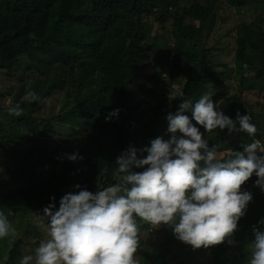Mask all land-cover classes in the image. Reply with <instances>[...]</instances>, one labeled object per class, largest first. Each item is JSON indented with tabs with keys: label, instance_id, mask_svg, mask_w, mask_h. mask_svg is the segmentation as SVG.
<instances>
[{
	"label": "trees",
	"instance_id": "trees-1",
	"mask_svg": "<svg viewBox=\"0 0 264 264\" xmlns=\"http://www.w3.org/2000/svg\"><path fill=\"white\" fill-rule=\"evenodd\" d=\"M180 2L0 0V72L8 77L15 71L22 75L19 88L11 91V100L13 104L19 101L29 84L43 98L41 103H22L18 117L8 114L10 106H0V208L20 228L11 244L8 238L0 240L3 264L19 262L23 254L20 234L37 233L41 238L36 226L28 229V220L20 225L19 219L40 211L50 196L58 206L71 184L82 183L90 191L97 180L101 187L115 182V160L122 150L129 145L139 150L166 133L164 117L176 111L180 99L157 96L150 82L168 84L170 91L182 89L184 98L193 100L205 91H214L212 99L221 101V110L230 118L237 111L247 113L257 126L256 138L264 141V126L256 118L262 111L255 113L241 94L228 93L224 81L231 67L215 59L219 39L229 34L217 35L214 44L208 45L221 4L236 8L242 21L231 34L237 73L233 81L239 89L261 81L264 89V0ZM150 17L159 25L155 30L147 22ZM123 23H127L124 29ZM169 24L174 37L163 35L169 32ZM34 71L38 76L32 75ZM58 94L54 113L40 114L44 104ZM112 109L120 110L118 118L106 122L105 115ZM62 136L66 144L58 141ZM205 136L222 152L240 150L241 143L251 139L246 133L227 134L219 129ZM74 151L83 159L64 157ZM255 179L253 175L247 186H241L250 187L261 200V191L253 185ZM164 228L166 241L174 246L171 259L162 250L153 260H145L144 254V264H168L194 250L185 249L171 229ZM244 228L242 236L250 238V227ZM242 241L238 243L244 244ZM228 246L232 247L227 243L221 248L211 246V264H231ZM235 251L242 259L238 264H245L248 247L241 253Z\"/></svg>",
	"mask_w": 264,
	"mask_h": 264
},
{
	"label": "clouds",
	"instance_id": "clouds-1",
	"mask_svg": "<svg viewBox=\"0 0 264 264\" xmlns=\"http://www.w3.org/2000/svg\"><path fill=\"white\" fill-rule=\"evenodd\" d=\"M214 93L208 90L193 100L184 98L182 89L169 91V101L180 103L164 117L167 139L157 136L139 150L131 145L122 150L115 160V182L107 186L93 192L74 184L77 191L63 194L58 206L50 196L49 203L32 213L45 238L19 264H139L141 224L166 226L193 249L222 242L235 245L231 237L253 198L241 185L255 175L253 185L264 193V141L256 138L257 126L247 113L237 111L230 118L221 110V101L212 99ZM33 102L43 98L26 88L8 114L18 117L21 104ZM119 111H109L105 121L118 118ZM217 129L246 133L251 139L241 143L240 150L222 152L205 136ZM64 157L83 159L76 151ZM251 231L245 264H264V217ZM17 236L0 208V240L8 238L11 244Z\"/></svg>",
	"mask_w": 264,
	"mask_h": 264
},
{
	"label": "rangeland",
	"instance_id": "rangeland-1",
	"mask_svg": "<svg viewBox=\"0 0 264 264\" xmlns=\"http://www.w3.org/2000/svg\"><path fill=\"white\" fill-rule=\"evenodd\" d=\"M181 4H185L186 0H181L180 2ZM236 8L234 7H230L225 3L221 4V8L219 10V20L215 26V29L212 33L211 38L209 37L208 40V45H213L214 44V39H218L217 35H224V33L229 34L228 37H222L219 39L220 44L219 46H217V50L214 52V54L216 55L215 59L217 61H220L222 63H227L231 68L229 69L226 79H225V85L228 87V93L232 94L233 92L235 93H239L241 94L243 101H245L246 104H249L252 106V109L254 110L255 113H257L258 111H262V115L259 116L257 115L256 118L259 121L261 126H264V89H261V81L259 82H255L253 87L250 86V88L248 89H239L237 87V82L233 81L235 80L237 73H235L234 70V49H235V42L234 39L231 38V34L233 33L232 29L234 28L235 24L240 23L242 20L239 19L238 15L236 14ZM220 18L222 20H220ZM147 22L152 25V28L155 30L159 25L157 22H155V20L153 18H149L147 19ZM125 25H127V23H123L121 25V28L124 29ZM169 27V32L163 34L164 36H170V37H174L173 35V30L171 25H168ZM172 43V42H171ZM170 43V44H171ZM162 52V51H161ZM158 55V54H157ZM157 55L155 56V58L157 57ZM165 56V52L162 53V57ZM14 75L13 77H8L4 74V72H0V92H2L3 94H0V106L1 107H9L13 104V101L11 100V91L15 92L20 85V79L22 78V75L20 74V72L15 71L13 72ZM33 76H38L37 72H33L32 74ZM227 78H229L227 80ZM223 82V84H224ZM156 83V82H155ZM150 85L153 86V88L156 91V95H164L168 97V92L170 91V87L168 84L165 83H159V84H154L152 82H150ZM29 87L31 89L34 90V88H32V85L29 84ZM28 87V88H29ZM243 90V91H242ZM59 96L60 94H58L56 96V98L47 101L44 104V107L42 109V111L40 112V114H47V115H51L52 113V109H56V105L59 104ZM67 131H70V127H68V125L65 126ZM63 129V128H62ZM66 130H63L64 132H67ZM160 136H162L163 138L167 139L166 137V133H162ZM59 142H62L64 144L67 143L66 139L62 136L59 138L58 140ZM24 146V145H23ZM249 180V179H248ZM82 187H86L84 186L82 183H79ZM74 184H71L70 186L65 188V193L69 192V191H77L76 189L73 188ZM247 181L244 182V186H247ZM241 186V190H248L252 193V200L248 203L247 206V211L245 213V215L243 217L240 218V220L238 221V227L237 229L234 231L231 239H233L234 241H237L236 245H232V247L230 248L228 246V249L226 251L227 256L233 258L231 260V264H238L239 262H241V256L238 253H241L248 245L249 241H251L252 239V231H251V226L255 225L257 223V221L264 217V193H262L261 195H259L260 197H263V199H258L256 198L257 195H255L254 192H252V189L250 187H244ZM100 183L97 180L91 187L90 191H95L96 188H99ZM87 188V187H86ZM258 190L259 188L256 187ZM88 189V188H87ZM20 220V225H22L24 223L25 220H28L29 222V226L28 229H32L33 226H36L33 221H32V214H29V216L24 217L19 219ZM12 222V221H11ZM12 226L15 228L17 225V221L14 220L13 223H11ZM250 227V238L248 237V235L242 236L241 232H242V227ZM39 229V232H41L40 235V239L45 238L43 231L36 226ZM244 228V229H245ZM17 230V233L19 232L20 228H15ZM166 229L164 228V226H161L158 229H152L151 226L149 225H140V232H139V237H140V242H139V247L136 253V259L138 260L139 264H144L143 258L142 256L144 254H146V259L145 260H153L155 259V257L157 256L158 251H162V250H166V256L171 259L173 253H174V246L170 244L169 241L167 240V236H166ZM21 236V250L22 253L20 255V257L18 258V261L20 260V258L23 255L26 254H30L34 251L35 246L38 244L39 240V236L37 235H33L32 234H28V233H22L20 234ZM175 239V238H174ZM238 240H243L242 243L244 242V244H239ZM179 241V240H178ZM180 243H182L184 245L185 249H190L192 248L191 245L185 244L181 241H179ZM225 245L226 243L222 242L221 244H217L215 246H218V248H221V245ZM213 246V245H212ZM193 249V248H192ZM211 249V246H209V248L205 249L203 246H201L200 248H196L194 250H190V255H188V257H181L178 260H170L168 262V264H211L212 262V257L211 255H209V251ZM236 250H238L237 252V256H236ZM241 251V252H240ZM1 257V255H0ZM19 263V262H18ZM17 263V264H18ZM223 264H228L227 261H225Z\"/></svg>",
	"mask_w": 264,
	"mask_h": 264
}]
</instances>
